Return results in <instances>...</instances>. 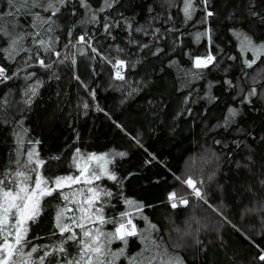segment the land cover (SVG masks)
I'll return each instance as SVG.
<instances>
[{
  "label": "trees",
  "instance_id": "1",
  "mask_svg": "<svg viewBox=\"0 0 264 264\" xmlns=\"http://www.w3.org/2000/svg\"><path fill=\"white\" fill-rule=\"evenodd\" d=\"M92 2L95 5L97 0ZM149 3L159 13L152 24L153 31L159 27L160 33H136L135 38L149 46L164 47L167 55L145 56L147 49L128 44L131 37H126L122 30H114L116 40L102 38L101 44L105 45L106 54L113 58L135 63L134 68L124 70L127 82H123L113 78L115 69L111 64L78 55L83 46L60 48L58 44L62 56L67 55L69 59L64 64L54 65L47 73L38 67L31 69L39 73L43 83L30 107L23 103V79L0 85V93L11 101L8 118L23 119L27 135L40 141L36 148L47 161L43 169L47 176L74 173L71 161L77 147L84 154L126 153L123 157H109L114 159L110 167L122 178L120 185L114 186L106 179L99 182L114 192L123 193L118 201H112L116 207L111 213L134 211L123 203L125 197L151 205L144 209L148 221H135L138 227L143 229L148 222L155 223L166 240L171 236L169 246L176 241L177 229L181 234L186 233L183 246L176 251L187 264H262L257 259L259 249L248 237L264 249V185L259 183L264 178V139H261L264 137V101L256 100L254 109L240 105L236 92L248 85L259 87L260 82H264V65L254 71L246 70L251 75L241 80L239 59L231 61L228 57L241 55L239 33L254 34L255 40L264 41V23L259 16L253 23L241 20L237 16L241 12L240 0H235L236 7H232L231 0H215L217 15L210 26L214 29L213 53L220 59L219 67L206 71L203 78L184 77V70L191 68L189 54L205 53V38L197 42L194 36L203 26L180 22L179 0H175V6L164 0H133L134 5H139L132 17L135 23L145 25L151 19L145 10ZM0 7H3V0H0ZM124 7L126 14L132 13L133 8L127 3ZM257 9L264 13V0H257ZM166 14L173 19L162 25ZM230 15L237 18L230 20ZM74 19L66 17L61 21L62 27L71 26ZM174 24L178 32L165 33V29ZM156 35H161V39L157 40ZM174 42L175 51L170 47ZM109 43L119 44L125 52L117 53L115 47L107 50ZM250 55L244 53L243 57L247 59ZM72 59L76 60L75 65L71 64ZM192 71L197 70L193 68ZM53 73L59 79L49 78ZM77 75L79 80L74 78ZM227 80H234L235 90L229 87ZM133 88L137 91L132 92ZM209 97L217 99L213 102ZM85 103L89 105L87 109L83 107ZM229 106L241 109L242 118L236 117L241 131L236 130L237 124L232 125V130L224 127ZM14 127L12 123L0 127V163L5 151L10 155L15 146L11 132ZM248 132L253 135L247 136ZM218 140L222 144H216ZM234 140L242 141V152L235 148ZM56 155L61 159L52 160ZM249 155L251 162L247 160ZM237 161L250 163L251 170L238 169ZM189 174L203 181L201 190L207 203L193 197L189 207L170 209L165 202L167 193L187 191L174 177ZM50 213L51 209H46L39 223L32 225L29 237H44L34 241L37 244L59 240V237H49L52 231ZM107 228L111 229L112 225ZM119 246L113 245L114 248ZM140 247L137 238H130V253L137 252Z\"/></svg>",
  "mask_w": 264,
  "mask_h": 264
},
{
  "label": "snow or ice",
  "instance_id": "2",
  "mask_svg": "<svg viewBox=\"0 0 264 264\" xmlns=\"http://www.w3.org/2000/svg\"><path fill=\"white\" fill-rule=\"evenodd\" d=\"M169 2L175 6V0H164V3ZM125 3L133 8L132 13L126 14ZM231 4L232 7L237 6L235 0H231ZM136 6L139 5H134L133 0H97L95 5L92 0H3V7H0V85L23 79V103L30 107L43 83L39 73L31 69L38 67L47 73L54 65L64 64L69 59L67 55L62 56L57 48L58 44L60 48L83 46V49L88 51L81 49L78 55H88L90 59L99 58L111 64L115 69L113 78L127 82L124 70L134 68L135 63L106 54L105 45L101 44L102 38L115 41L113 32L118 29L122 30L126 37H131L127 41L128 44L135 45L137 49H147L145 56L153 55L158 58L168 54L164 47L149 46L135 38L136 33H160L159 27L153 31L152 24L159 13L150 3L145 5L151 19L145 25H140L132 18ZM240 8L241 12L237 16L245 23L255 22L257 16L260 17V22L264 23V13L258 12L257 0H240ZM179 10L181 23L203 26V30L197 29L194 36L197 42L202 38H205L206 42L203 55L189 54L191 68L184 70L183 76L203 78L206 71L218 68L220 64V59L213 53L214 29L210 26L217 15L215 0H179ZM68 16L75 19L72 20L71 26L62 27L61 21ZM237 16L230 15L228 19L235 20ZM171 19L173 17L166 14L161 24H166ZM97 32L100 33L99 36L96 35ZM168 32L176 33L178 27L174 24L165 29V33ZM156 39H161V35H156ZM176 39L178 40V36ZM238 39L241 55L230 56L228 59H239L238 71L240 79L244 80L251 75L246 70L254 71L256 67L264 65V41L255 40L254 34L245 33H239ZM113 47L117 53L125 52L119 44L106 45L109 51ZM170 47L175 51L176 43ZM244 53H250V58L245 59ZM172 63L175 64L176 61ZM71 64L75 65L76 60L72 59ZM193 68L197 71L193 72ZM53 77L59 79L55 73L49 78ZM74 78L80 79L78 75ZM252 79L255 83V78ZM30 81L33 83H29ZM225 82L233 90L236 89L234 80ZM135 91L137 89L133 88L132 92ZM91 95L95 98L94 91ZM236 96L240 105L254 109L256 100L264 101V82H260L259 87H241ZM209 99L215 102L217 98ZM0 100V109L5 110L0 112V127L5 123L15 125L11 129L15 146L10 155L5 151L3 162L0 163V264H187L183 256L176 251L183 246V235L186 233L181 234V230L177 229L176 241L169 246L171 236L166 240L162 230L155 223L148 222L143 229L138 227L135 221H148L144 209L152 207L151 205L125 197L123 203L134 211L126 209L114 215L111 213L110 210L116 207L112 201H118L123 193L114 192L99 182L106 179L112 181L114 186L120 185L122 178L110 167L114 159L109 157H123L126 153L84 154L77 147L71 161L74 173L47 176L43 172L47 161L36 148L40 141L27 135L28 130L24 127L23 119L9 120L7 110L11 108V101L3 93H0ZM184 102L187 103V99ZM83 107L87 109L89 105L85 103ZM238 116L242 118L241 109L229 106L224 127L232 130V125L237 124L236 130L241 131L236 121ZM246 135L253 134L248 132ZM136 142L140 143L139 140ZM215 143L222 144L219 140ZM234 145L241 152L244 150L242 141L234 140ZM231 154L229 149V155ZM51 159L60 160L61 157L56 155ZM247 160L251 162L252 156L249 155ZM236 166L238 169L251 170L250 163L241 164L237 161ZM174 178L187 191L181 193L173 190L167 193L165 202L170 209L189 207L193 197L207 203L201 190L203 181L195 179L191 174ZM259 183L264 185V178L260 179ZM49 208L52 216V231L49 237H59V240L37 244L34 241L44 237H29V233L32 225L39 223ZM107 225H112V228L108 229ZM130 238H137L141 245L135 253L128 251ZM248 240L259 249L257 259L264 264V249H260L251 237H248ZM114 244L120 246L114 248Z\"/></svg>",
  "mask_w": 264,
  "mask_h": 264
},
{
  "label": "rangeland",
  "instance_id": "3",
  "mask_svg": "<svg viewBox=\"0 0 264 264\" xmlns=\"http://www.w3.org/2000/svg\"><path fill=\"white\" fill-rule=\"evenodd\" d=\"M193 165V163L190 164V166Z\"/></svg>",
  "mask_w": 264,
  "mask_h": 264
},
{
  "label": "built area",
  "instance_id": "4",
  "mask_svg": "<svg viewBox=\"0 0 264 264\" xmlns=\"http://www.w3.org/2000/svg\"><path fill=\"white\" fill-rule=\"evenodd\" d=\"M115 73V72H114Z\"/></svg>",
  "mask_w": 264,
  "mask_h": 264
}]
</instances>
